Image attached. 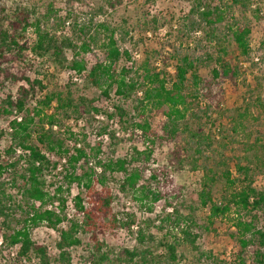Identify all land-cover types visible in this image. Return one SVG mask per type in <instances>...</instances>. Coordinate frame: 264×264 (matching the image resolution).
I'll return each mask as SVG.
<instances>
[{
    "label": "rangeland",
    "instance_id": "374dc122",
    "mask_svg": "<svg viewBox=\"0 0 264 264\" xmlns=\"http://www.w3.org/2000/svg\"><path fill=\"white\" fill-rule=\"evenodd\" d=\"M221 1L227 6L230 5V0H219V3ZM107 2L108 0H0V28L6 26L4 17L12 16L16 6H21L30 12L32 19L40 20V25L47 28L59 42L69 39L72 44L79 46L80 41L87 40L96 32L98 41L96 45H92V53L102 60L100 47L106 33L99 25L105 24L115 32L120 51H127L130 57L127 61L125 56H122L118 63L120 66H132L133 72L129 74V78L134 80L140 78L141 68L144 63H148L150 68H155L156 71L164 70L167 86L174 80V67L184 54L198 58L196 69L200 79L211 77V70L217 66L215 58L219 47L227 48L226 58L237 64L240 69L235 78L216 79L208 92L203 84L195 88L187 82L185 92L188 96V109L184 117L178 121L180 135L173 141L160 143L157 140L151 156L152 167L168 165V161L173 160L171 151L174 149L180 151L181 164L178 169L168 167L169 177L167 187L164 188L172 193L175 211L181 215L193 212L197 228L196 231L192 230L199 236L195 241L198 249H192L186 244L181 233H178L171 223L161 222L160 219L165 213L170 212V209L163 206V202L158 203L152 213H146L139 202L134 201L129 195L117 192V183L122 179V174L113 173L108 176L106 186L112 194V214H116L118 218L132 215L135 224L130 231L107 229L104 233L98 234L97 238L103 244L101 252H106L108 258L115 261V255L121 248L131 249L136 246V233L141 229L146 236L144 245L153 247L154 250L161 242H176L177 261L174 264L220 262L230 264L234 261L237 248V234L233 226L235 210L232 208L226 215L208 220V208L200 204V192L202 188L209 189L212 201L222 203L231 192L237 191L241 186L251 185L257 190L264 187V0H250L252 12L246 17L241 15L238 7H232L230 10L232 17L242 18L252 24L249 36L250 54L247 58L238 55L232 42L223 40L221 45H217L214 41H209L205 33L190 26L191 21L187 13L192 0H121L114 9L110 8ZM256 7L262 12V20H257L253 16ZM35 39L32 26L19 30L15 35V41L19 45H25L27 50ZM24 53L28 54L26 64L32 61L30 68L25 71V76L30 80H40L41 84V87L36 86L26 99L28 108L33 106L35 100L41 101L43 96L50 92H61L63 96L67 93L74 99L85 98L87 108L90 107L91 101L92 107L98 110L97 113L90 111L89 114L77 117L75 113L67 112L68 118L65 119L64 111H53L55 104L52 103L43 114L51 112L55 114L58 122L55 133L64 136L65 132L70 130L79 140L84 139L92 149L99 143L101 148L98 158L102 160L123 158L131 163L134 150L141 149L147 142V139L135 129L136 120L139 118L138 120L146 121L151 129H159V126H162V120L154 109L145 103L139 104L135 101L141 96L139 92L132 94L130 99L123 102L110 91L107 99L99 90L85 83L86 73L68 74L72 50H64L66 60L62 65L56 64L49 55L37 57L27 51ZM80 56L86 60L88 68L93 64V60L87 57V54ZM21 66V63L14 65L15 69H20ZM16 87L8 82L0 86V103L9 94L14 97ZM122 103L128 114L127 120L120 125L117 117L109 119L106 113L111 114L113 104ZM10 118H0V164L18 158L16 151L7 152L9 146L14 144L7 126V120ZM104 128L111 133V139L107 137V131L101 134ZM159 130L161 131V128ZM196 131L210 137V147L206 145L208 140L204 144L194 138L193 133ZM65 137L68 138L67 135ZM67 143L70 147V142ZM236 164L246 168L248 175L244 179L240 177V182L236 185L229 186L224 178L226 172L230 179L237 176ZM25 167L26 162L23 158L14 168L8 167L0 173V195L4 193L1 196L2 205L4 214L8 216L0 217V238H4L13 229H18L24 224L27 206L17 187L21 181L18 175ZM44 174V184L48 192L62 186V193L57 195L58 199L66 201L77 192L75 184L67 189L62 175H57L56 172ZM95 191L99 190L95 187ZM82 192L84 202H87L85 191ZM174 193L177 194L176 198ZM49 206L52 210L59 208L56 200L44 208ZM64 214L66 220L60 228H65L69 222L80 219L70 205H65ZM241 216L248 217L244 212ZM258 216L260 217L258 226H264L262 225L264 216L261 214ZM29 229L33 242L51 248L47 253L52 264H56L54 260L57 252L53 249V244L58 241L56 230L53 232V229L47 228L45 224ZM83 229L78 232L80 245L68 250L70 264H93L88 260L89 254L94 250V244L89 238L90 233ZM0 264L29 263L17 259L16 247L3 242L0 244Z\"/></svg>",
    "mask_w": 264,
    "mask_h": 264
},
{
    "label": "trees",
    "instance_id": "16d2710c",
    "mask_svg": "<svg viewBox=\"0 0 264 264\" xmlns=\"http://www.w3.org/2000/svg\"><path fill=\"white\" fill-rule=\"evenodd\" d=\"M108 6L114 9L121 3V0H108ZM187 17L191 21L190 26L205 33L209 41L221 45L223 40L232 42L238 51V55L248 57L250 54L249 36L252 31L250 21L242 18L232 17L231 8L238 7L241 15L246 17L251 13L252 3L250 0H230L227 6L222 1L192 0ZM256 7L253 16L257 20H262V12ZM231 14V15H230ZM6 26L0 28V86L5 82L17 86L14 97L7 95L5 100L0 103V118L4 119L13 115V112L21 113L20 121L15 119L8 122L11 129L10 137L13 146H9L7 152H13L14 146L22 151L18 158L12 162L0 164V173L5 169L14 168L20 160L24 158L26 167L18 176L21 179L17 187L18 193L25 205V218L23 225L18 229H13L10 234L2 237V243L7 242L10 246L18 245L16 249L17 259L33 264H52L51 259L44 246L36 244L30 238L29 227H37L45 224L47 228L56 230L59 233V240L55 243L57 257L56 264H70L69 249L80 245L78 232L85 231L90 233L89 238L94 244V250L89 254V260L93 264H174L177 261L176 242L164 241L159 243V248L144 245L146 236L141 229L135 237L136 246L133 248H121L115 255V261L110 260L106 252H101L103 244L99 242L97 235L102 234L107 229H123L130 231L135 224L134 217L118 218L112 214L111 203L112 194L107 190L109 175L121 173L122 179L117 183V192L129 195L134 201L140 203L146 213H152L154 207L163 202V206L170 209L166 212L161 222L171 223L182 239L192 249L197 250L195 245L198 234L192 229L197 228L193 212L181 215L175 211L171 197L172 193L164 188L167 187L169 170L168 167L178 169L181 164V153L178 149L171 151L173 160L168 161V165L152 167L151 156L157 140L160 143L173 141L179 135L178 121L184 117L188 109V96L186 94V83L190 82L195 88L203 84L206 91L220 78H235L239 71L237 64L231 63L227 57V48L219 47L215 58L217 66L211 70V77L200 79L197 74L196 63L198 58L184 54L178 59L174 67V80L167 86L164 70L156 71L150 68L148 63H144L141 68L140 78L136 80L129 78L133 72L132 66H120L118 63L122 56L130 59L127 51H120L117 46L115 32L105 24L99 28L105 32L100 49L102 50V60L94 55L92 45H96L98 38L96 32L88 39L80 41L79 46H75L69 39L60 42L49 33L47 28L40 25V20L32 19L30 12L21 6H16L12 16H5ZM33 27L35 42L27 50L25 45H19L15 41L16 33L24 28ZM64 50H72V60L69 62L68 69L77 74L87 70L86 60L81 54L93 60V64L85 74V83L100 91L101 95L109 99L110 91L113 95L126 102L134 93H140V97L135 100L137 103H145L154 109L162 120L161 131L158 128L151 129L146 121L136 120L134 127L140 134L147 139L145 146L135 149L128 163L123 158H108L102 160L98 158L100 144L96 143V150L89 148V144L78 137L70 130L63 134L55 133L52 127L57 120L53 112L43 114V111L55 104L53 111H64V118H68L67 112H73L77 117L85 113L98 112L92 107L87 108L85 98H72L66 93L50 92L45 94L41 101L35 100L33 106L28 108L26 99L34 91L35 87H41L40 80H30L25 76V71L30 68L26 64L27 53L37 57L49 55L56 64H61L66 60ZM76 50V51H75ZM77 57H81L77 59ZM21 63L20 69H15L14 65ZM42 89V88H41ZM209 89V90H208ZM111 114L106 113V117L113 119L117 117L119 124L122 125L127 120V110L124 104H113ZM91 111V112H90ZM47 125V126H46ZM60 127V126H59ZM101 134L106 133L107 137L112 138L111 133L106 129L101 130ZM160 131V132H159ZM100 134V135H101ZM61 135V136H60ZM198 142L210 147V137L204 136L201 131L193 133ZM69 139V140H68ZM35 141V143H33ZM67 141L70 142V147ZM94 152L93 154V151ZM15 151V150H14ZM200 153L199 150H197ZM24 152V153H23ZM56 172L62 175L63 182L68 186L67 189L75 184L77 192L73 197V209L80 219L69 222L65 228L60 225L66 220L64 214L65 199H58L57 195L62 193V186H57L52 192L45 188L44 173ZM147 172V174H145ZM236 177L230 179L226 172L225 182L229 186H234L248 175L246 168L235 165ZM163 185V186H160ZM51 186V185H50ZM52 187V186H51ZM96 190L94 192V188ZM200 192V204L208 208V220L215 217L224 216L235 210L234 228L236 230V250L234 261L230 264H264V226H258V214L264 216V187L255 189L248 185L240 187L237 191L231 192L225 202L218 203L211 199L210 190ZM88 201L84 202L83 192ZM68 191V190H67ZM173 191V190H172ZM0 195V217L5 216L4 205ZM96 196V197H95ZM177 194L174 193V198ZM57 201L58 211L44 208L48 204ZM87 203V204H85ZM52 208V207H51ZM248 217L244 218L241 213ZM149 219V218H147ZM264 225V224H262ZM83 229V230H84ZM143 245V246H142ZM216 264V263H213ZM218 264H226L220 262Z\"/></svg>",
    "mask_w": 264,
    "mask_h": 264
},
{
    "label": "built area",
    "instance_id": "2783aa9c",
    "mask_svg": "<svg viewBox=\"0 0 264 264\" xmlns=\"http://www.w3.org/2000/svg\"><path fill=\"white\" fill-rule=\"evenodd\" d=\"M87 70H88V67H87ZM87 70H86V71H87ZM86 71H82L81 74H82V73H86ZM67 73H68V74H71V73H75V72L72 71V70H71V71L69 70ZM79 75H80V74H79ZM33 105H34V104H33ZM10 117H11V118L7 120V126H8V122L11 121V120H13V119H15L16 121H20L21 118H22V114H21V113H16V111H14V112H13V115H11ZM8 118H9V117H8ZM71 123H72V121H71ZM78 125H80V121H78ZM56 128H57L56 125H54V126L52 127L53 130H56ZM8 129H9V131L11 132V129L9 128V126H8ZM14 150H15L16 153H18V154H21V152H22V151L19 149V147H16V146H14ZM23 153H24V152H23ZM75 194H76V193H74L71 197H69L68 200H66V203H67V204L65 203V205H70V206L73 208V200H72V199H73V197L75 196ZM49 209H50V208H49ZM54 210H55V211H58L56 208H54ZM53 232H54V230H53ZM56 234H57V239L59 240V233H58L57 231H56ZM1 243H2V240H1V238H0V244H1ZM15 247H16V249H18L19 246H18V245H15ZM46 249H47V251L49 252L51 248H50V247H47ZM53 249L57 252V250H56V246H55V243L53 244ZM57 253H58V252H57ZM48 255H49V254H48Z\"/></svg>",
    "mask_w": 264,
    "mask_h": 264
}]
</instances>
